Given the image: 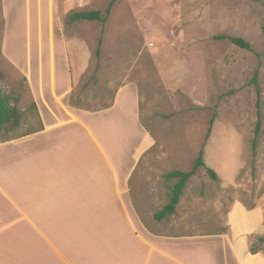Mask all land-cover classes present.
<instances>
[{"label":"rangeland","instance_id":"374dc122","mask_svg":"<svg viewBox=\"0 0 264 264\" xmlns=\"http://www.w3.org/2000/svg\"><path fill=\"white\" fill-rule=\"evenodd\" d=\"M112 1L59 0L58 32L77 49L72 63L84 66L72 87V106L101 110L122 85L132 83L138 89L140 122L151 138L134 188L136 200L149 199V211L140 212L144 222L151 226L154 213L169 200L175 180L166 182L164 176L189 171L201 149L204 166L216 173L217 180L204 169L196 172L171 219L204 220L207 230H221L228 207L238 202L247 209L257 206V222L264 221V131L255 163L249 148L257 99L264 104V0H114L104 24L67 23L69 14L79 11H99L104 17ZM9 16L8 30L13 31L15 16ZM17 24V40L5 34L2 40L0 26L4 53L12 46L25 50L23 18ZM30 33L33 48L32 16ZM220 36L242 38L251 51ZM9 69L1 61V90L29 120L34 111L25 79ZM248 216L234 215L230 223L245 230ZM254 233L264 236V224ZM258 236L251 244L264 253Z\"/></svg>","mask_w":264,"mask_h":264},{"label":"crops","instance_id":"0c3cea01","mask_svg":"<svg viewBox=\"0 0 264 264\" xmlns=\"http://www.w3.org/2000/svg\"><path fill=\"white\" fill-rule=\"evenodd\" d=\"M58 9L59 0H0L2 40H17L22 18L26 33L25 50L0 48V63L25 79L34 111L28 120L13 107L18 122L0 132L27 126L0 138V264H264L261 250L249 252L264 224L257 206L231 204L217 231L204 220H172L176 208L167 219L144 222L149 199L136 200L134 188L151 138L140 122L138 89L122 85L102 110L72 106L84 66L72 63L77 49L58 32ZM245 214L247 229L230 223Z\"/></svg>","mask_w":264,"mask_h":264},{"label":"trees","instance_id":"16d2710c","mask_svg":"<svg viewBox=\"0 0 264 264\" xmlns=\"http://www.w3.org/2000/svg\"><path fill=\"white\" fill-rule=\"evenodd\" d=\"M114 3V0L108 5L105 11V16L102 17L101 13L99 11H79V12H73L69 14L67 23L69 25L77 23V22H100L101 24H104L107 16L110 14V9L112 8ZM261 33L263 37L264 42V25L261 27ZM218 39L222 40H228L231 44L236 46L237 48L251 51L250 44L243 40L242 38L237 37H229V36H220ZM99 46L101 44V41H99ZM95 56L99 57V49L96 50ZM261 56L258 55V58ZM1 58V54H0ZM0 80H1V72H0ZM93 80H95L93 78ZM113 98V97H112ZM112 102V99H111ZM111 102L108 104V106L103 107V109L110 106ZM71 104V99H70ZM264 104H262L258 99L256 101V120L254 123V129H253V137L249 142V148L252 155V163H255V157H256V150L260 146L262 142L263 137V131H264ZM102 110V109H101ZM18 122V116L17 111L14 109L11 105V99L10 96L7 94H4L0 87V132L8 125H14ZM213 123V119L209 121V127L207 130L206 138L209 137L211 126ZM200 169H204L205 174L212 180H217L216 173L210 169L206 168L204 166L203 161V150L201 149L191 167V169L187 172H181V171H172L164 176V179L166 182H169L171 180H175V183L172 185L171 193L169 196V200L167 204L160 209L159 211L155 212L154 214V220L155 221H161L163 219H167L170 216H172L175 212L176 206L179 204L180 198L183 195L184 189L189 181V179ZM251 209V208H248ZM257 243H264V238H258ZM260 250L255 249L253 245H250L249 252L251 254H256Z\"/></svg>","mask_w":264,"mask_h":264}]
</instances>
